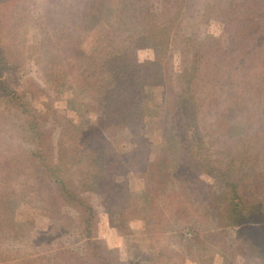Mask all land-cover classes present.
<instances>
[{
  "label": "rangeland",
  "instance_id": "rangeland-1",
  "mask_svg": "<svg viewBox=\"0 0 264 264\" xmlns=\"http://www.w3.org/2000/svg\"><path fill=\"white\" fill-rule=\"evenodd\" d=\"M111 2L0 0V96L1 92L25 93L31 81L37 83L33 92L27 96L24 94L26 97L22 98L27 109L24 119L32 115L28 112L29 107L32 112L43 113L47 118L46 128L54 129L55 137L62 128L79 126L68 131L75 138V142L71 141L74 146H80L85 138L82 142L89 140L95 148L102 147L95 128L104 112L88 91L71 82L68 66L82 63L96 47L106 46L107 34L113 24L111 14L115 11ZM150 2L152 10L161 11V0ZM209 2L215 4L219 0L185 1L179 32L190 34L193 25L198 24L200 38L206 35L215 38L205 48L210 77L242 71L248 55L253 57L252 53H244L254 45L256 27L250 30V37L242 39L246 46L236 47L232 29L248 24L232 15L238 11L240 16L244 14L246 21L254 19L250 13L254 10L259 12L263 2L235 0L231 12L225 14L220 11L216 15L205 16L204 8ZM263 32L264 29L258 37ZM58 39L61 41L60 52L57 48L52 50ZM4 49L6 53L2 52ZM262 50L264 53V44ZM136 55L140 62L155 57L150 47L139 48ZM173 64L174 72L178 73V50L174 51ZM167 87L168 79L146 86L149 117L140 138L134 139L121 129L114 134L112 143L103 147L106 153L114 152L115 159L122 162L132 156L134 146L140 150L149 149V152L128 166L132 171L126 178L128 191L123 197L130 202L124 209L126 214L121 216L106 203H99L96 193L92 196L91 202L96 205L92 238L83 231L79 220L72 221V216L75 218L77 213L69 198L63 201L58 199L57 191L50 197L47 191H42L44 188L40 181L45 170L28 150L34 147L31 141L21 139L22 145H16L17 149H12V152L5 146L0 148V264H97L100 256L113 263L118 258L128 261L135 253L139 254L138 259L151 257L150 264H264V210L247 212L241 209L247 203L251 206L262 204L264 209V144L258 147L263 151L261 163L254 167L251 179L241 176L235 179L239 183L237 201L241 203L236 208L238 216H224L220 211H224L226 205L215 208L208 194V185L215 184L214 178L202 173L200 182L193 180L187 183L176 171L179 140L166 137L167 112L157 115L163 110L161 104ZM2 99L3 96L0 101ZM20 112L18 110L16 114L21 115ZM237 114V118L216 121H227L225 128L218 124L211 126L217 132L227 131L233 137L225 139L217 135L209 139V144L213 142L211 157L217 161H224L227 152L224 150L237 145L240 138L247 137V144L250 142V136L246 135L251 131L247 115ZM258 118L259 121L264 120V108ZM262 123L257 122L254 126ZM85 132H91V135L87 138L83 134ZM220 149L224 153L215 155L214 151ZM6 154L10 158L8 164L4 163ZM45 159L43 164L50 172L52 169L55 171L56 159L50 155ZM4 164L8 166L1 167ZM69 175L65 172V176ZM72 178L70 183L75 185L81 179L78 174ZM219 185L213 187L215 194L219 193L222 184ZM85 186L79 195L90 194L98 183L90 182ZM236 218L245 222L233 225Z\"/></svg>",
  "mask_w": 264,
  "mask_h": 264
},
{
  "label": "trees",
  "instance_id": "trees-1",
  "mask_svg": "<svg viewBox=\"0 0 264 264\" xmlns=\"http://www.w3.org/2000/svg\"><path fill=\"white\" fill-rule=\"evenodd\" d=\"M185 1L188 0H161L162 9L157 12L152 10L150 0H112L111 5L115 11L111 14L113 24L107 34L106 46L96 47L94 53L86 56L85 61L80 64L71 63L73 68H76L75 72L71 65L68 66L71 70L68 72L71 82L83 91H88L104 112L95 128L98 142L102 143L101 149L90 145L89 140L82 142L85 138L80 142V146H74L72 142H75V138L71 137L68 131L78 129L79 126L62 128L55 137L54 129L46 128L47 118L43 113L32 112L33 109L29 107L28 112L32 115L24 119L27 109L24 108L22 98L28 93L31 94L34 84L37 83L31 81L30 86L24 90L25 93L18 95L1 92L3 99L0 101V148L5 146L7 151L12 152V149H17L16 145H22L21 139H24V142H32L34 147L28 150L32 151L31 156L38 159L45 170L41 174L43 178L40 185L44 188L42 191H47L49 197L57 191L58 199L63 201L69 198V203H73L72 207L77 213L75 218L72 216V221L79 220L89 238L93 237L92 227L96 217V205L91 202L95 193L99 195V203H106L121 216L126 214L124 209L130 202L123 197L126 195L125 191H128L126 178L132 171L128 166L134 164L137 159H142L149 149L140 150L134 146L132 156L122 162L119 158L115 159L114 152L106 153L103 147L112 143L117 130L122 129L134 139L141 137V131L149 117L146 86L154 82L168 79V87L161 104L163 110L156 113L161 116L167 112L166 137L179 140L176 146V171L180 172V177L187 183L193 180L200 182L199 176L202 173L214 178V183L219 187L221 183L218 194L213 192L215 184L208 185L210 188L208 194L215 208L226 205L224 211H220L221 214L238 216L236 208L241 203L237 201L239 183L235 179L237 176L251 179L254 167L261 163L264 147L263 151L258 150V147L264 144V120L259 121L258 116L264 108V53L261 51L264 32L259 37L258 33L264 29V0H260L263 4L260 5L259 12L256 13L254 10L250 13L254 19L246 21L244 14L241 13L240 16L238 11L232 15L248 24L232 29L236 47L246 46L242 39L250 37V30L256 27L253 33L256 39L254 45L244 53L246 55L252 53L253 57L248 55V61L244 62L242 71L222 73L215 77L207 74L205 58L206 45L215 38L210 35L200 38L198 24L193 25L190 34L179 32ZM234 2L235 0H219L215 4L209 2L204 8L205 16L216 15L220 11L225 14L231 12ZM60 44L61 41L58 39L52 50L57 48L60 52L62 49ZM147 47L154 50L155 57L153 60L140 62L137 59V50ZM176 50L180 53L178 73L174 72L173 64ZM2 52L4 53L5 49ZM158 107L160 108V105ZM18 110L21 111V115L16 114ZM238 112L247 115V120L251 124V127L249 126L251 131L246 132V135L250 136V142L247 144V137L240 138L237 145H231L224 150L227 151L224 161H217L211 157L213 142L209 144V139L217 135L225 139L233 137L229 132H217L211 126L218 124L225 128L224 123L227 121H216L237 118ZM257 122H263V125L254 126ZM90 133L83 134L88 138ZM254 141L259 144H255ZM23 151L25 152L24 149ZM224 152L221 149L214 151L217 156ZM47 155L56 159L55 171L52 169L50 172L43 164ZM9 160V154H6L4 163L8 164ZM7 164L1 167L4 168L8 166ZM65 172L70 174L69 177L65 176ZM74 174L81 177L80 184L70 183ZM90 182L98 183L96 190H90V194L87 195H79L78 192L81 189L85 190V184L88 185ZM247 187L251 188L250 185ZM251 205L247 203L241 209L247 212L264 210L262 204ZM242 222L245 221L236 218L233 225ZM108 250L111 251L109 248ZM138 255L135 253L128 261L118 258L113 263L106 262L105 258L99 255L100 260L97 264H150L151 257L142 256L138 259ZM96 256L98 257L97 254Z\"/></svg>",
  "mask_w": 264,
  "mask_h": 264
}]
</instances>
